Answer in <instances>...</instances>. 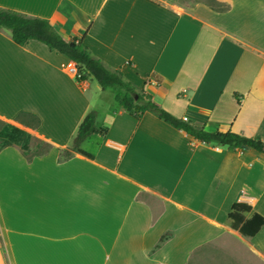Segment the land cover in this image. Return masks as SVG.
Listing matches in <instances>:
<instances>
[{
  "label": "crops",
  "instance_id": "1",
  "mask_svg": "<svg viewBox=\"0 0 264 264\" xmlns=\"http://www.w3.org/2000/svg\"><path fill=\"white\" fill-rule=\"evenodd\" d=\"M187 1L0 0V10L48 20L177 118L264 141V0ZM71 63L0 29V120L37 116L22 127L49 146L0 150V264H264V225L249 237L229 220L235 203L251 207L245 222L264 217V154L137 119L94 78L78 83ZM90 112L108 131L82 142L84 155L71 145Z\"/></svg>",
  "mask_w": 264,
  "mask_h": 264
},
{
  "label": "trees",
  "instance_id": "2",
  "mask_svg": "<svg viewBox=\"0 0 264 264\" xmlns=\"http://www.w3.org/2000/svg\"><path fill=\"white\" fill-rule=\"evenodd\" d=\"M0 29L9 30L12 40L19 46L26 45L29 40H36L50 50L65 56L68 60L75 63L77 68L75 80L78 83H83L92 77L103 90L109 88L121 90V93L118 92L116 94V101L137 119H141L145 113H151L168 125L183 131L192 141L227 146L240 151L253 149L260 154H264V141L261 139L247 138L232 131L208 132L199 123L173 116L156 103L151 94L125 80L120 69H110L102 60L96 58L82 44V41L64 36L46 19L29 17L10 10H0ZM18 120H21L22 123L24 121L23 124L25 126L32 128H37L40 124L37 116L26 112L19 114ZM95 121V112H90L84 118L71 145L72 151L86 155L80 150L82 142L93 135L107 133V128L96 127ZM8 128L10 130L8 143L4 147L17 143L23 137H29L24 131L14 126H9ZM22 148L25 150L26 146L24 145ZM63 155L67 159L72 156V153L65 151ZM250 211V206L235 203L229 214V220L234 230L240 231L245 236L253 237L264 225V217L255 214L249 221L245 222L242 214ZM168 237L169 234L163 235L155 249L161 248L168 240Z\"/></svg>",
  "mask_w": 264,
  "mask_h": 264
},
{
  "label": "rangeland",
  "instance_id": "3",
  "mask_svg": "<svg viewBox=\"0 0 264 264\" xmlns=\"http://www.w3.org/2000/svg\"><path fill=\"white\" fill-rule=\"evenodd\" d=\"M184 2V0H182ZM187 2H206L209 3L210 6L221 9H225L224 6L219 5V7H216L217 3L215 0H188ZM126 80V79H125ZM108 93H115L117 94L118 92L121 93L122 91L117 89V88H110L108 90ZM110 95V94H109ZM24 120V119H23ZM24 122V121H23ZM9 126H15L18 129L24 131L26 134L29 135V133L22 127L24 124L22 123L21 120H16L14 123L13 122H6L3 120H0V150L4 148V146L8 143V137H9ZM18 145V146H26V154L29 157H33L34 155H41L46 153V151L49 149V146H46L39 142L38 140L32 139L30 137H23L21 140H19L17 143H13V145ZM250 264V263H248Z\"/></svg>",
  "mask_w": 264,
  "mask_h": 264
},
{
  "label": "built area",
  "instance_id": "4",
  "mask_svg": "<svg viewBox=\"0 0 264 264\" xmlns=\"http://www.w3.org/2000/svg\"><path fill=\"white\" fill-rule=\"evenodd\" d=\"M66 69L68 70V71H70V72H74L75 73V75L77 74V68H76V66H75V64H68L67 66H66Z\"/></svg>",
  "mask_w": 264,
  "mask_h": 264
}]
</instances>
